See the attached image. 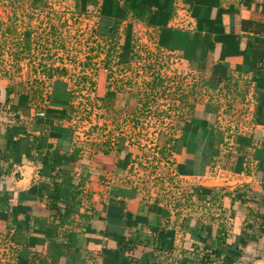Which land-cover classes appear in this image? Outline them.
Listing matches in <instances>:
<instances>
[{
    "label": "crops",
    "instance_id": "1",
    "mask_svg": "<svg viewBox=\"0 0 264 264\" xmlns=\"http://www.w3.org/2000/svg\"><path fill=\"white\" fill-rule=\"evenodd\" d=\"M48 3L31 17L63 24L0 71V264L263 263L264 0ZM144 47L173 54L189 85L151 154L129 134L141 86L120 71ZM71 92L94 107L74 111Z\"/></svg>",
    "mask_w": 264,
    "mask_h": 264
},
{
    "label": "rangeland",
    "instance_id": "2",
    "mask_svg": "<svg viewBox=\"0 0 264 264\" xmlns=\"http://www.w3.org/2000/svg\"><path fill=\"white\" fill-rule=\"evenodd\" d=\"M41 2L42 0H0V71L1 69L6 71L16 70L17 66L11 64L12 62L31 61L33 32L39 31L38 36L41 37L45 30L50 27L49 25H51V30L55 32L56 28H59L58 25L63 24V18L59 14L47 21L45 14L40 16L34 14L35 18L33 19L31 9H37L38 11L39 7L53 13L57 12L54 5L50 3L40 7ZM49 8L51 9L49 10ZM67 24V27L73 26L70 25V22ZM31 26L33 27L31 28ZM52 36H60L58 29L56 34H52ZM57 41L61 43L59 39ZM35 42L37 43V38L33 39V43ZM133 62L135 63L132 70H130L131 67L120 69L123 73L132 71L136 74L137 81L135 83L141 86L137 92L139 93L137 109L134 115L129 117L132 125L129 134H132L136 143L143 144L141 147L145 148L147 154H151L153 151L146 150L150 140L156 138V135L162 132L170 133L175 128L178 120H184L183 109L180 113H178V110L181 106L187 105L189 96L180 95V92L187 89L189 85L185 81V77L183 78L181 75L183 71L179 70L176 57L168 51L144 47L141 54L134 57ZM115 72H118L117 69ZM76 98L78 100H76L78 110L83 109L87 113L86 111L91 110L90 106L94 107V99L92 100L91 96L88 97V95L80 93L76 95ZM115 105L116 108L113 114H110V118L113 120L111 121L113 124L118 125L127 116V113H124L125 99L121 98ZM142 169L144 176L146 173L158 168L153 162L151 166L144 165ZM141 177L142 175L139 176V178ZM149 183L155 185L154 181Z\"/></svg>",
    "mask_w": 264,
    "mask_h": 264
},
{
    "label": "trees",
    "instance_id": "3",
    "mask_svg": "<svg viewBox=\"0 0 264 264\" xmlns=\"http://www.w3.org/2000/svg\"><path fill=\"white\" fill-rule=\"evenodd\" d=\"M35 1H38V0H35ZM54 43L58 46V44L54 41ZM50 56H51V54L49 53V54H47V57L48 58H50ZM110 60L111 59H107V62H106V65H108V63H110ZM44 68V67H43ZM47 69L48 70H46V73L49 75V76H51V77H53V74H56L57 73V70L53 67V66H49V67H47ZM82 79V78H81ZM83 79H86V78H84L83 77ZM83 79H82V81H83ZM80 82V83H84V85H83V89L86 87V83L88 82V84H89V89L91 90L92 88V86H93V82H91V79L90 80H88L87 81V79H86V81L85 82ZM152 83V82H151ZM149 86H151V85H149ZM81 93V92H80ZM148 95H150V94H148ZM90 96H92V95H90V94H88V97H90ZM108 98H111V93H108L104 98H102V100L104 101V102H106L107 101V99ZM75 99H76V95L74 94V93H72L71 92V94H70V97H69V102H71L70 103V105H71V107L73 108V110L75 111V109H76V107H75V104H74V101H75ZM73 105V106H72ZM3 107V105H2V103H1V101H0V110H1V108ZM179 118H180V116H178ZM57 202L59 201V198L58 197H56V199H55ZM57 209H58V215H62V210L60 209V207H57Z\"/></svg>",
    "mask_w": 264,
    "mask_h": 264
},
{
    "label": "built area",
    "instance_id": "4",
    "mask_svg": "<svg viewBox=\"0 0 264 264\" xmlns=\"http://www.w3.org/2000/svg\"><path fill=\"white\" fill-rule=\"evenodd\" d=\"M261 264H264V259H263V263H261Z\"/></svg>",
    "mask_w": 264,
    "mask_h": 264
}]
</instances>
